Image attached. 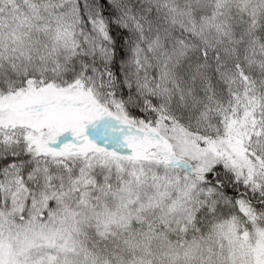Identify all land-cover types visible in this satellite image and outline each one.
Listing matches in <instances>:
<instances>
[{
	"label": "snow or ice",
	"instance_id": "1",
	"mask_svg": "<svg viewBox=\"0 0 264 264\" xmlns=\"http://www.w3.org/2000/svg\"><path fill=\"white\" fill-rule=\"evenodd\" d=\"M0 264H264V0H0Z\"/></svg>",
	"mask_w": 264,
	"mask_h": 264
}]
</instances>
